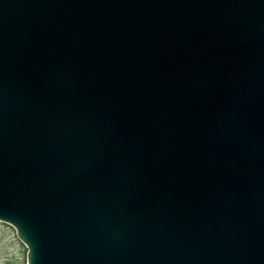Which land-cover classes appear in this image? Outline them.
<instances>
[{"label":"water","instance_id":"water-1","mask_svg":"<svg viewBox=\"0 0 264 264\" xmlns=\"http://www.w3.org/2000/svg\"><path fill=\"white\" fill-rule=\"evenodd\" d=\"M0 222L26 264H264V0H0Z\"/></svg>","mask_w":264,"mask_h":264},{"label":"rangeland","instance_id":"rangeland-1","mask_svg":"<svg viewBox=\"0 0 264 264\" xmlns=\"http://www.w3.org/2000/svg\"><path fill=\"white\" fill-rule=\"evenodd\" d=\"M6 228L13 234H6ZM26 255L27 248L17 237L14 228L0 222V264H26Z\"/></svg>","mask_w":264,"mask_h":264},{"label":"bare ground","instance_id":"bare-ground-1","mask_svg":"<svg viewBox=\"0 0 264 264\" xmlns=\"http://www.w3.org/2000/svg\"><path fill=\"white\" fill-rule=\"evenodd\" d=\"M2 229H3V228H2ZM5 233H6V234H9V235H10V234H11V235L13 234V232H12L10 229H7V228L5 229Z\"/></svg>","mask_w":264,"mask_h":264}]
</instances>
